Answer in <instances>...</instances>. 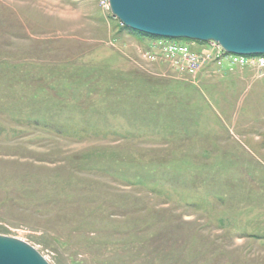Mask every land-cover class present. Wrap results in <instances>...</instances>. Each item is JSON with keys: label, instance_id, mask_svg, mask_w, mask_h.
<instances>
[{"label": "rangeland", "instance_id": "374dc122", "mask_svg": "<svg viewBox=\"0 0 264 264\" xmlns=\"http://www.w3.org/2000/svg\"><path fill=\"white\" fill-rule=\"evenodd\" d=\"M123 27L0 0V235L49 264H264V72L179 74Z\"/></svg>", "mask_w": 264, "mask_h": 264}, {"label": "water", "instance_id": "95a60500", "mask_svg": "<svg viewBox=\"0 0 264 264\" xmlns=\"http://www.w3.org/2000/svg\"><path fill=\"white\" fill-rule=\"evenodd\" d=\"M125 28L149 37L213 41L239 56L264 55V0H109ZM0 264H49L29 244L0 235Z\"/></svg>", "mask_w": 264, "mask_h": 264}, {"label": "built area", "instance_id": "2783aa9c", "mask_svg": "<svg viewBox=\"0 0 264 264\" xmlns=\"http://www.w3.org/2000/svg\"><path fill=\"white\" fill-rule=\"evenodd\" d=\"M97 3L110 12L109 0H97ZM190 43L184 40L159 39L154 44L155 51L145 52L148 61L162 60L174 68L179 74L195 76L204 67L214 63L224 67H253L264 72V55L262 56H239L225 52L220 45L210 41ZM195 47L199 48L196 50Z\"/></svg>", "mask_w": 264, "mask_h": 264}, {"label": "trees", "instance_id": "16d2710c", "mask_svg": "<svg viewBox=\"0 0 264 264\" xmlns=\"http://www.w3.org/2000/svg\"><path fill=\"white\" fill-rule=\"evenodd\" d=\"M123 28L126 29L125 27H123ZM126 30H128V31H130V32H132V33H135V34L141 35V36L146 37V38H151V39H154V40H159L158 38L149 37V36H146V35H143V34L137 33V32H133V31H131V30H129V29H126ZM186 42H187V41H186Z\"/></svg>", "mask_w": 264, "mask_h": 264}]
</instances>
